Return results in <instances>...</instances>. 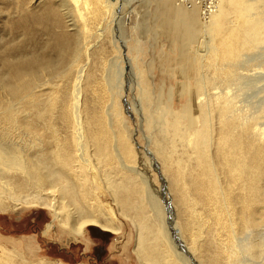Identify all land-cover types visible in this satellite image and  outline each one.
<instances>
[{
  "label": "bare ground",
  "instance_id": "6f19581e",
  "mask_svg": "<svg viewBox=\"0 0 264 264\" xmlns=\"http://www.w3.org/2000/svg\"><path fill=\"white\" fill-rule=\"evenodd\" d=\"M126 1L17 2L9 27L16 36L24 28L22 40L0 43V135L32 138L27 151L0 144V210L45 205L68 239L86 224L118 232L102 186L134 226L139 264H264V0H208L203 12L200 1H174L199 13L193 85L176 111L138 68L133 100L159 159L160 188L143 158L126 162L133 156L114 96L104 104L97 95V83L111 93L115 86L112 74L96 77L94 64L114 63L100 43ZM33 35L47 45L27 50ZM84 88L95 96L82 99ZM0 264L56 263L12 247L0 249Z\"/></svg>",
  "mask_w": 264,
  "mask_h": 264
},
{
  "label": "rangeland",
  "instance_id": "374dc122",
  "mask_svg": "<svg viewBox=\"0 0 264 264\" xmlns=\"http://www.w3.org/2000/svg\"><path fill=\"white\" fill-rule=\"evenodd\" d=\"M18 1L21 0H0V43L13 38L17 40L24 32V28H20L16 36L11 33L9 27L10 22L19 16ZM39 1L42 0H24L25 5L29 6L36 5ZM174 1L127 0L123 6L118 5L115 9L117 13L115 18L118 16V19H114L110 31L104 35L106 39L100 43L104 45L106 60L110 61V64L114 63L106 69L103 68L105 65L101 61L94 64L99 68L95 69L96 77L102 78L104 73L105 77L109 78L111 76L109 74L113 76L115 86L112 93L107 90V86L97 83V95L100 102L105 99L104 104H108L110 98L114 96L112 99L114 109L117 108L120 112L122 123L125 125L126 142L133 156L125 157L126 162L136 163L139 157L143 158L147 162L152 183L158 188L162 185L159 159L151 152V145L147 140L149 134L142 117L144 112L142 109L137 111L133 100L139 97L138 91L142 81L140 72L152 94L155 95L161 90L162 96L166 99L167 95L170 96L171 108L176 111L185 100L184 95L188 86L193 85L194 73L189 57L193 55L201 38V34L195 32V23H200L199 13L198 10L195 13H188L182 7L184 10L182 12L187 13L173 17L171 8L182 13L181 7L174 5ZM165 7H168L169 12L164 9ZM167 17L174 18V21L170 22ZM168 22L171 23L170 27L167 25ZM34 36L35 42L27 43L29 44L28 47L26 45L27 50L47 45L44 36ZM112 38L116 39V48ZM82 60L87 61L88 56L85 55V58L83 56ZM126 61L130 63L131 68H127ZM84 89L82 99L95 96L92 90ZM114 129L118 134L119 119H115ZM31 138L32 136L17 130L10 135L3 137L0 135V144H12L26 150L29 148ZM100 188L102 203L112 213L111 217L120 226V231L112 232L98 225L86 224L82 235L68 239L64 233L65 229L52 222L53 215L47 206L21 204L15 208L10 206L8 210H0V249L16 247L25 258L34 262L40 259L56 264H139L133 251L135 241L133 224L120 213L117 205L111 201L106 191L102 190L104 188L102 186ZM4 201L8 202V199L5 198ZM161 203L165 207L163 200ZM238 255L247 261H260V258L248 254Z\"/></svg>",
  "mask_w": 264,
  "mask_h": 264
},
{
  "label": "built area",
  "instance_id": "2783aa9c",
  "mask_svg": "<svg viewBox=\"0 0 264 264\" xmlns=\"http://www.w3.org/2000/svg\"><path fill=\"white\" fill-rule=\"evenodd\" d=\"M180 1L190 6L193 4L194 0H180ZM197 1H200V4H201L200 7H201L202 12L205 11L206 6L208 5V0H197Z\"/></svg>",
  "mask_w": 264,
  "mask_h": 264
},
{
  "label": "crops",
  "instance_id": "0c3cea01",
  "mask_svg": "<svg viewBox=\"0 0 264 264\" xmlns=\"http://www.w3.org/2000/svg\"><path fill=\"white\" fill-rule=\"evenodd\" d=\"M163 1H164V2H165V1L168 2L169 0H163ZM169 5H170V4H169ZM162 6H163V4H162ZM164 6H165V5H164ZM167 8H168V7H165L164 9H167ZM169 9H170V8H169ZM167 10H168V9H167ZM171 11H172L171 13L173 14V17H174V15H181V14L183 15V14H186V13L176 12V10H174V9H172V8H171ZM168 12H169V10H168ZM167 19H170V18L167 17ZM168 21H169V20H168ZM171 21H174V18L170 19V22H171ZM170 22L167 23L168 27H170V25H171ZM189 22H190V21H189ZM169 23H170V24H169Z\"/></svg>",
  "mask_w": 264,
  "mask_h": 264
}]
</instances>
